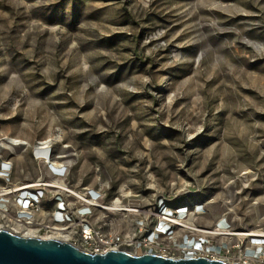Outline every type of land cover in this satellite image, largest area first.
Returning <instances> with one entry per match:
<instances>
[{
	"label": "rangeland",
	"instance_id": "1",
	"mask_svg": "<svg viewBox=\"0 0 264 264\" xmlns=\"http://www.w3.org/2000/svg\"><path fill=\"white\" fill-rule=\"evenodd\" d=\"M4 137L56 139L107 203L202 201L207 225L264 231V0H0Z\"/></svg>",
	"mask_w": 264,
	"mask_h": 264
},
{
	"label": "built area",
	"instance_id": "2",
	"mask_svg": "<svg viewBox=\"0 0 264 264\" xmlns=\"http://www.w3.org/2000/svg\"><path fill=\"white\" fill-rule=\"evenodd\" d=\"M6 142V137L0 139V148L29 152L40 175L34 181H16L14 155L0 156V230L58 239L94 254L124 251L264 264V231L238 230L228 215L207 225V205L202 201L160 199L145 207L130 204L131 197L121 194L107 203L103 190L70 185L71 165L57 154L56 139L34 144L19 139L10 147L3 146ZM106 215H120L115 227Z\"/></svg>",
	"mask_w": 264,
	"mask_h": 264
},
{
	"label": "water",
	"instance_id": "3",
	"mask_svg": "<svg viewBox=\"0 0 264 264\" xmlns=\"http://www.w3.org/2000/svg\"><path fill=\"white\" fill-rule=\"evenodd\" d=\"M0 264H232L220 260L174 259L124 251L94 254L58 239L26 237L0 230ZM238 264V263H236Z\"/></svg>",
	"mask_w": 264,
	"mask_h": 264
},
{
	"label": "bare ground",
	"instance_id": "4",
	"mask_svg": "<svg viewBox=\"0 0 264 264\" xmlns=\"http://www.w3.org/2000/svg\"><path fill=\"white\" fill-rule=\"evenodd\" d=\"M17 141H18V139H15V138H7V144H3V146H6V147H10V146H12V145H14V144H16L17 143ZM14 233H17V234H20L21 232L19 231V230H17V229H15V230H12ZM22 235H24V236H28V234H22Z\"/></svg>",
	"mask_w": 264,
	"mask_h": 264
}]
</instances>
